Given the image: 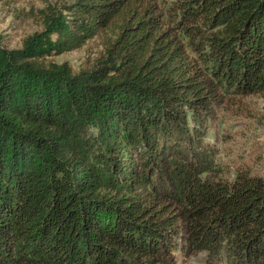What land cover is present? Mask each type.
<instances>
[{"label":"trees","instance_id":"16d2710c","mask_svg":"<svg viewBox=\"0 0 264 264\" xmlns=\"http://www.w3.org/2000/svg\"><path fill=\"white\" fill-rule=\"evenodd\" d=\"M262 94L264 0H65L0 39V264H264V179L219 176L203 133Z\"/></svg>","mask_w":264,"mask_h":264},{"label":"rangeland","instance_id":"374dc122","mask_svg":"<svg viewBox=\"0 0 264 264\" xmlns=\"http://www.w3.org/2000/svg\"><path fill=\"white\" fill-rule=\"evenodd\" d=\"M172 1V0H168ZM65 0H1L0 39L8 48H18L28 35L43 29L44 19L62 7ZM96 36L80 48L51 57L66 62L73 71L83 69L102 50ZM204 141L213 154L218 175L231 179L237 170L264 179V94L233 96L206 123ZM176 264H231L223 250L216 255L202 250L191 257L176 253Z\"/></svg>","mask_w":264,"mask_h":264}]
</instances>
